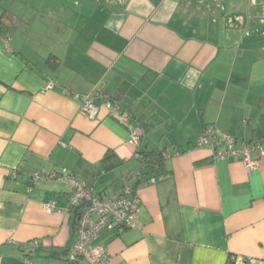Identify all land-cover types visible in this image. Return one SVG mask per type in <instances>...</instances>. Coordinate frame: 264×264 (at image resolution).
I'll return each instance as SVG.
<instances>
[{"label": "crops", "instance_id": "1", "mask_svg": "<svg viewBox=\"0 0 264 264\" xmlns=\"http://www.w3.org/2000/svg\"><path fill=\"white\" fill-rule=\"evenodd\" d=\"M208 126L264 144V0H0V264H67L71 180L108 199L154 148L170 173L138 229L98 231L109 264H264V155L213 160Z\"/></svg>", "mask_w": 264, "mask_h": 264}, {"label": "built area", "instance_id": "2", "mask_svg": "<svg viewBox=\"0 0 264 264\" xmlns=\"http://www.w3.org/2000/svg\"><path fill=\"white\" fill-rule=\"evenodd\" d=\"M74 98L82 103L81 113L89 120L96 119L101 106L110 113L126 119L124 114L119 113L118 104L113 98L95 99L81 95H75ZM140 141L139 131L132 129L128 144L138 148ZM195 147L209 149L215 161L236 159L249 173L257 168L259 158L264 155V144L239 142L213 126L204 128L195 142ZM9 177L14 178L15 172L10 171ZM39 179L40 176H36L32 182ZM70 185L69 204L72 208L79 209V217L75 228L76 240L69 246L67 259L73 263L78 261L79 264H109V254L102 248L93 246L98 231L107 228L120 234L127 230L138 229L142 210L141 201L137 195L123 197L119 194L102 199L93 189L84 188L74 180H71ZM44 210L46 213H51L52 205H45Z\"/></svg>", "mask_w": 264, "mask_h": 264}, {"label": "trees", "instance_id": "3", "mask_svg": "<svg viewBox=\"0 0 264 264\" xmlns=\"http://www.w3.org/2000/svg\"><path fill=\"white\" fill-rule=\"evenodd\" d=\"M140 167L137 174L126 179L116 181L114 188L115 191L123 197H132L136 195L137 190L152 180H158L159 178L169 175L167 168V152L165 149L154 148L151 150L138 151ZM76 222L79 217V209L74 208ZM67 248L61 254L59 258L64 259L67 264H79L78 261L70 262L66 257L68 256ZM233 260L229 259V264H232Z\"/></svg>", "mask_w": 264, "mask_h": 264}]
</instances>
